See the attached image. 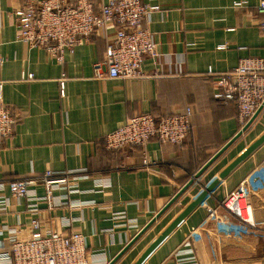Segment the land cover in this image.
<instances>
[{
	"label": "crops",
	"instance_id": "1",
	"mask_svg": "<svg viewBox=\"0 0 264 264\" xmlns=\"http://www.w3.org/2000/svg\"><path fill=\"white\" fill-rule=\"evenodd\" d=\"M22 1L0 0V98L18 115L12 133L0 139V182L45 171L87 174L74 192H65L70 203L55 209L40 205L44 229L81 231L89 253L98 254L94 261L137 264L218 180L139 264H264V141L220 177L264 136V108L198 174L241 130L235 101L215 93L224 90L221 80L241 59L264 60L261 0H142L159 7L142 23L158 56L146 57L145 75L131 79L96 74L94 64L106 59L107 42L114 38L112 27L66 51L63 61L22 41L13 14ZM186 106L193 116L183 143L153 138L145 146L107 149L105 135L126 119L142 113L162 118ZM196 178L200 184H191L156 216ZM36 189L44 194L43 185ZM233 193L238 202L222 207ZM0 201L7 202L0 211L2 252L9 228L27 237L32 216L30 201L14 196L9 187L0 190ZM81 201L93 203L72 206ZM122 213L136 224L119 225L115 215ZM62 217L72 225L64 226Z\"/></svg>",
	"mask_w": 264,
	"mask_h": 264
},
{
	"label": "built area",
	"instance_id": "2",
	"mask_svg": "<svg viewBox=\"0 0 264 264\" xmlns=\"http://www.w3.org/2000/svg\"><path fill=\"white\" fill-rule=\"evenodd\" d=\"M158 8L142 0H107L101 3L92 0H24L13 14L18 22L20 39L31 46L44 47L59 61H63L66 51L73 52L98 30L114 28V38L107 42L106 59L95 63L94 68L99 77L131 79L145 75L143 64L146 57L158 56L152 35L142 28L145 18ZM257 11L263 16L258 25L264 35V0L257 5ZM263 71V59H241L233 74L221 80L224 90L215 93L217 98L235 101L241 130L264 108ZM192 116L191 106L162 118L152 113L135 115L105 135L106 147L124 150L145 146L153 138L179 145L190 134ZM17 118L16 112L0 98V139L12 133ZM87 177V174L45 171L39 177L0 182V190L9 187L14 196L30 201L28 210L32 216L27 237L20 236L16 228H9L8 246L4 247L7 250L0 252V264H109L108 261H94L98 254L89 253L81 231H50L44 229L39 218L41 204L55 209L70 203L68 193L74 192L78 181ZM105 184V180L98 183ZM38 185H43L44 194L38 193ZM237 196L234 193L227 195L220 205L232 206ZM90 203L93 202L81 201L72 206ZM6 205L7 202L0 201V211H5ZM115 218H118L119 225L132 227L136 224L123 213L115 215ZM60 221L66 227L72 225L64 217Z\"/></svg>",
	"mask_w": 264,
	"mask_h": 264
},
{
	"label": "water",
	"instance_id": "3",
	"mask_svg": "<svg viewBox=\"0 0 264 264\" xmlns=\"http://www.w3.org/2000/svg\"><path fill=\"white\" fill-rule=\"evenodd\" d=\"M258 115V114H257ZM255 115L251 121L248 123L247 126H245L243 128V130H241L235 137H233V139H231L223 148H221L219 150V152L214 155L210 161H208L206 163V165L203 167V169H201V171L198 173L200 174L223 150L224 148H226V146H228L237 136H239L245 129H247V127L253 122V120L256 118ZM264 141V136L261 137L258 141H256L241 157H239L234 163H232L223 173H221L220 177L223 178L226 176V174H228L240 161H242L252 150H254L259 144H261ZM195 179H191L187 185H185L178 193L175 197H173L169 203H167V205L159 212L157 213L156 216H159L167 207L170 206V204L176 200L181 193L187 188L189 187ZM218 183V180H215L213 183H211V185H209L206 189H204V191L202 193H200V195L187 207V209L185 210V212L179 217V219H177L168 229L167 231H165V233L159 237L156 242L154 244L151 245V247L144 253V255L141 257L139 263L189 214L191 213L197 206L198 204L206 197V195L208 194V192ZM154 221V219H152L151 223ZM150 223V224H151ZM149 224V225H150ZM145 230V229H143ZM140 235V234H139ZM137 235V236H139ZM136 239V238H135ZM125 250V249H124ZM118 258V257H117ZM116 258V259H117ZM115 259V260H116ZM114 262V261H113ZM113 262H111L110 264H112ZM137 263V264H139Z\"/></svg>",
	"mask_w": 264,
	"mask_h": 264
},
{
	"label": "rangeland",
	"instance_id": "4",
	"mask_svg": "<svg viewBox=\"0 0 264 264\" xmlns=\"http://www.w3.org/2000/svg\"><path fill=\"white\" fill-rule=\"evenodd\" d=\"M193 183L198 185V184H200V181L198 180V178H196Z\"/></svg>",
	"mask_w": 264,
	"mask_h": 264
}]
</instances>
